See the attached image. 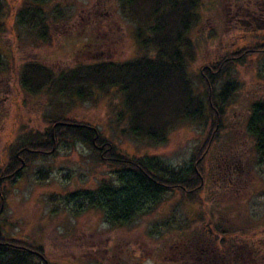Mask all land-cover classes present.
Wrapping results in <instances>:
<instances>
[{
    "label": "rangeland",
    "instance_id": "374dc122",
    "mask_svg": "<svg viewBox=\"0 0 264 264\" xmlns=\"http://www.w3.org/2000/svg\"><path fill=\"white\" fill-rule=\"evenodd\" d=\"M203 1L208 3L198 6L200 19L188 33L196 46L188 71L196 91L202 94L197 79L200 66L264 40V15L256 17L252 10L227 7L229 0H220L219 5L218 0ZM0 2V54L7 62V67L0 70L1 169L16 153L19 142L30 133L41 135L50 129L48 118L58 114L54 110L55 96L32 94L21 87L23 64L36 61L61 71L103 58L124 61L137 56L139 49L134 41L136 23L123 11L120 0ZM109 24L114 26L112 30L107 29ZM263 61V54L249 55L232 65L215 85L214 93L223 96L226 84L233 85L224 98L223 124L237 158L222 156L223 160L215 164L213 160L212 177L207 171L211 164L205 165L201 203H191L176 192L167 193L157 204L146 205L132 221L112 226L104 212L87 205L81 193L109 180L114 167L94 160L93 152L80 142L62 139L55 151L31 157L18 176L9 180L0 177L4 232L37 239L42 235L51 264H168V243L158 241V236L161 224L174 218L188 222L201 216L211 223L245 224L246 238L253 240L250 242L256 245L259 238L264 240V161L255 155L246 138L251 104L264 98ZM62 113L92 124L122 153L158 158L174 167L189 163L210 125L209 121L206 126L181 122L160 142L135 139L127 129L122 99L114 89L96 92L92 100L73 101ZM213 155L211 150L208 158ZM221 179L230 185L232 180L240 182L221 189L217 182ZM55 195L58 200H54ZM224 203L229 206L224 207ZM195 225L201 226L198 220ZM261 244L264 248L263 241Z\"/></svg>",
    "mask_w": 264,
    "mask_h": 264
},
{
    "label": "trees",
    "instance_id": "16d2710c",
    "mask_svg": "<svg viewBox=\"0 0 264 264\" xmlns=\"http://www.w3.org/2000/svg\"><path fill=\"white\" fill-rule=\"evenodd\" d=\"M120 2L128 18L136 23L134 41L139 49L138 55L124 61L103 58L79 62L61 71H54L36 61L23 64L19 73L21 87L32 94L46 92L55 96L54 110L57 109L58 114L48 118L50 129L41 135L30 133L19 142L16 153L0 169V177L9 180L20 174L23 164H27L31 157L39 152L44 155L42 150L56 148L59 140L80 142L93 152L94 160L114 167L109 180L103 181L93 191L81 193L87 205L104 212L106 222L112 226L132 221L146 205L157 204L167 193L176 192L191 203H201L200 193L205 185L207 165L211 164L207 171L212 177L213 160L215 164L223 160L222 156L230 160L237 158L232 147L234 143L228 144L230 139L225 135L223 124L224 98L233 85L226 84L224 89H228L223 92L224 96L214 93L215 85L232 65L252 54L264 55L263 40L229 52L216 62L203 64L197 70L202 94L196 91L188 71L194 62L196 49L188 33L200 19L198 6L208 1ZM210 4L213 6L212 2ZM99 13L95 15L97 20ZM255 13L256 17L264 15L263 10ZM250 25L253 22L250 21ZM113 27L111 25L107 29L112 30ZM5 67L6 59L0 54V70ZM261 71L264 74V61ZM112 89L122 99L131 137L138 140L160 142L181 122L206 126L209 121L210 125L192 152L189 163L174 167L158 158L122 153L95 126L69 119L62 113L73 101L92 100L94 93ZM246 138L255 155L264 161V98L251 104ZM214 148L217 149L213 151ZM211 150L214 155L208 158ZM223 171L228 173L225 169ZM217 182L224 189L240 181L232 180L231 185L224 179ZM58 199L55 195L54 200ZM226 205L229 206L224 203V207ZM197 220L201 226L195 225ZM197 220L180 222L174 218L161 224L158 241L168 243V247L165 246L168 248H165L169 254L168 264H264L261 244L264 240L259 238L256 245L250 242L253 240L246 238L245 224L237 227L217 220L211 223L201 216ZM41 238L42 235L38 239L36 236L9 235L0 222V264H51Z\"/></svg>",
    "mask_w": 264,
    "mask_h": 264
},
{
    "label": "flooded vegetation",
    "instance_id": "af4514ba",
    "mask_svg": "<svg viewBox=\"0 0 264 264\" xmlns=\"http://www.w3.org/2000/svg\"><path fill=\"white\" fill-rule=\"evenodd\" d=\"M226 5H229L227 7H230L233 5L239 9L243 8V10L247 9V10H252L253 12H255L256 10H263L264 11V0H244L241 3L236 2L235 0L234 1L229 0V2L226 3ZM249 12H248V14H249ZM252 17L254 18V16H252ZM54 149L55 148H53V150H50V151L49 150H42V152L47 153V152L54 151Z\"/></svg>",
    "mask_w": 264,
    "mask_h": 264
}]
</instances>
